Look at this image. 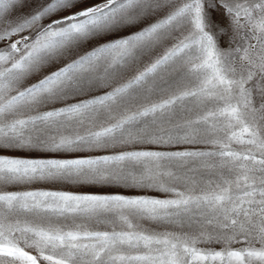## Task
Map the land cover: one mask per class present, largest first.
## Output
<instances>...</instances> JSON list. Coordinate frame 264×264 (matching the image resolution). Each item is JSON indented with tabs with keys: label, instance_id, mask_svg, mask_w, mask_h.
<instances>
[{
	"label": "snow or ice",
	"instance_id": "1",
	"mask_svg": "<svg viewBox=\"0 0 264 264\" xmlns=\"http://www.w3.org/2000/svg\"><path fill=\"white\" fill-rule=\"evenodd\" d=\"M254 80L264 0H0V264H264Z\"/></svg>",
	"mask_w": 264,
	"mask_h": 264
},
{
	"label": "rangeland",
	"instance_id": "2",
	"mask_svg": "<svg viewBox=\"0 0 264 264\" xmlns=\"http://www.w3.org/2000/svg\"><path fill=\"white\" fill-rule=\"evenodd\" d=\"M227 40H228V35H225L223 39L219 41L221 47H225L227 45ZM249 87L253 88L254 90V95L256 94V90L259 88H264V81H252L249 85ZM142 147H147V148H152V149H157L156 145H143ZM193 147L192 145H179L176 147V149L172 150H183L185 148H191ZM8 155L11 156H35V155H40L38 153H27V152H13V153H8ZM27 187L31 188H58L62 189L65 191H73V192H113V191H119V189L116 188H108V187H101V186H78V185H51V184H35V185H30ZM10 190H20V189H10ZM127 194H132V193H127ZM153 196H158L160 195L159 193H148ZM89 227H97L95 225L89 224ZM102 227V226H100ZM200 247H213L217 250H219L222 246L219 244H213V245H200ZM234 247H240V245H234Z\"/></svg>",
	"mask_w": 264,
	"mask_h": 264
}]
</instances>
